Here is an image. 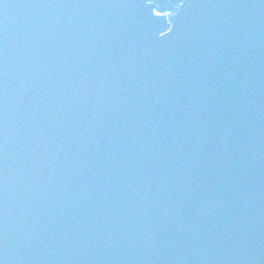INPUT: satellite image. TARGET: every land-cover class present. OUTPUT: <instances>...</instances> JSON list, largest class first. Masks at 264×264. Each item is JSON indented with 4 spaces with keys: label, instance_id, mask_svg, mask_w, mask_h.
Returning a JSON list of instances; mask_svg holds the SVG:
<instances>
[{
    "label": "water",
    "instance_id": "water-1",
    "mask_svg": "<svg viewBox=\"0 0 264 264\" xmlns=\"http://www.w3.org/2000/svg\"><path fill=\"white\" fill-rule=\"evenodd\" d=\"M0 264H264V0H0Z\"/></svg>",
    "mask_w": 264,
    "mask_h": 264
}]
</instances>
